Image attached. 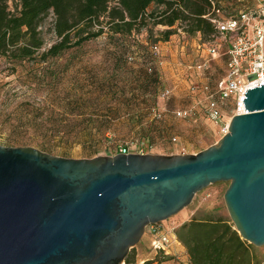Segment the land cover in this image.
Listing matches in <instances>:
<instances>
[{
  "label": "rangeland",
  "instance_id": "rangeland-1",
  "mask_svg": "<svg viewBox=\"0 0 264 264\" xmlns=\"http://www.w3.org/2000/svg\"><path fill=\"white\" fill-rule=\"evenodd\" d=\"M215 2L225 18L240 13L264 16V0ZM9 6L14 12L18 0ZM100 21L93 29L103 28L100 36L45 57L59 41L50 15L40 27L45 44L34 60L0 57V146L33 147L70 159L114 156L123 145L148 153L168 144L197 155L226 135L205 111L209 95L218 98L217 83L226 76L227 42L222 34H188L186 23L171 28L150 21L129 34H117L107 27L109 18ZM213 47L218 55L211 53ZM179 110L190 116L177 117ZM238 111L232 102L224 111L225 122ZM229 186L210 185L178 215L155 226L170 239L166 254L183 246L182 227L191 220L223 216L231 221L224 202ZM154 239L148 227L130 258L141 251L145 256L155 252ZM253 247L263 264L264 246ZM181 264H191L186 255Z\"/></svg>",
  "mask_w": 264,
  "mask_h": 264
},
{
  "label": "water",
  "instance_id": "water-1",
  "mask_svg": "<svg viewBox=\"0 0 264 264\" xmlns=\"http://www.w3.org/2000/svg\"><path fill=\"white\" fill-rule=\"evenodd\" d=\"M243 103L228 133L197 155L70 159L0 146V264H125L148 227L220 182H230L234 229L263 247L264 86Z\"/></svg>",
  "mask_w": 264,
  "mask_h": 264
},
{
  "label": "trees",
  "instance_id": "trees-1",
  "mask_svg": "<svg viewBox=\"0 0 264 264\" xmlns=\"http://www.w3.org/2000/svg\"><path fill=\"white\" fill-rule=\"evenodd\" d=\"M10 1L0 0V57L13 62L36 58L45 44L40 27L50 15L55 17L59 41L45 57H56L100 36L104 29H93L102 18H109L107 27L117 34H129L150 21L171 28L183 22L188 34L206 35L216 30L208 17L220 11L215 0H18L13 12ZM182 230L179 239L191 264H260L253 245L242 240L223 216L193 219ZM135 258L128 255L125 263L132 264Z\"/></svg>",
  "mask_w": 264,
  "mask_h": 264
},
{
  "label": "built area",
  "instance_id": "built-area-1",
  "mask_svg": "<svg viewBox=\"0 0 264 264\" xmlns=\"http://www.w3.org/2000/svg\"><path fill=\"white\" fill-rule=\"evenodd\" d=\"M213 13V16L208 18L227 42L226 51L223 54L227 58V71L224 79L217 83L218 98L210 94L208 88L204 89L210 94L205 111L213 121L224 127L227 134L230 122H225L224 111L232 102L241 108L242 105L244 106L243 101L247 91L259 87L260 84L264 86V16L254 17L247 13H240L238 17L225 18L220 15L219 10H214ZM211 53L219 54L214 47ZM166 94L168 93L162 97H167ZM244 113L245 111L237 112V114ZM175 114L181 118L190 116L187 110H179ZM118 154L144 155L143 152L132 151L129 145H123L116 155ZM155 226H150L155 236L153 248L156 253H165L170 245V239L167 235L160 234Z\"/></svg>",
  "mask_w": 264,
  "mask_h": 264
},
{
  "label": "crops",
  "instance_id": "crops-1",
  "mask_svg": "<svg viewBox=\"0 0 264 264\" xmlns=\"http://www.w3.org/2000/svg\"><path fill=\"white\" fill-rule=\"evenodd\" d=\"M168 145V144H167ZM162 145L160 152H148L144 154H154V155H164V156H173V155H186L178 150L176 146H167ZM159 254V255H157ZM187 257L186 249L181 245V248H173L171 251L167 252L166 255H163L162 252L156 253L153 252L151 255L145 256L144 253L139 252L137 254L134 262L132 264H181L184 257ZM188 259V257H187Z\"/></svg>",
  "mask_w": 264,
  "mask_h": 264
},
{
  "label": "bare ground",
  "instance_id": "bare-ground-1",
  "mask_svg": "<svg viewBox=\"0 0 264 264\" xmlns=\"http://www.w3.org/2000/svg\"><path fill=\"white\" fill-rule=\"evenodd\" d=\"M241 112H244L245 109H244V106L242 105L241 108H240Z\"/></svg>",
  "mask_w": 264,
  "mask_h": 264
}]
</instances>
